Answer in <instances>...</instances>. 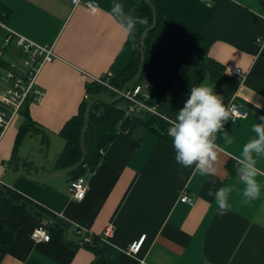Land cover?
Returning <instances> with one entry per match:
<instances>
[{
	"label": "crops",
	"instance_id": "crops-1",
	"mask_svg": "<svg viewBox=\"0 0 264 264\" xmlns=\"http://www.w3.org/2000/svg\"><path fill=\"white\" fill-rule=\"evenodd\" d=\"M93 1L94 8L85 0H0L5 24L0 48L11 29L55 53L37 76L44 95L25 106L33 124L22 126L21 107L0 138V187L31 200L23 207L0 192V220L18 228L0 264H94L96 252L82 243L85 233L77 228L100 236L109 230L101 248L104 264H264V177L260 197L251 201L236 180V157L264 116V0H167L142 80L161 115L130 111L128 103L117 136L84 172L87 189L77 200L68 168L56 165L67 143L66 124L80 112L87 80L126 68L138 44L111 14L113 4L121 3L138 17L131 0ZM197 37L204 58L190 52ZM21 57L14 35L1 57L0 89L8 62ZM205 57L224 66L216 81ZM201 83L212 86L226 105L234 101L247 111L224 125L232 143L218 134L224 151L214 176L178 164L168 136L169 119L175 120L191 87ZM257 166L264 170V158ZM222 186L233 187L225 215L208 195ZM184 192L191 201L181 200ZM57 220L67 223L63 232ZM40 223L49 240L32 238ZM142 236L140 249L131 252Z\"/></svg>",
	"mask_w": 264,
	"mask_h": 264
},
{
	"label": "trees",
	"instance_id": "trees-1",
	"mask_svg": "<svg viewBox=\"0 0 264 264\" xmlns=\"http://www.w3.org/2000/svg\"><path fill=\"white\" fill-rule=\"evenodd\" d=\"M131 4L138 11V18L146 19L147 23L144 25L137 24L135 32L132 33L138 44L128 66L121 70L117 68L111 69L113 75L108 78V81L118 89H122L128 80L136 76L141 62V46H143L145 62L141 77L137 83H142L147 61L154 50L153 38L168 9L167 0H131ZM154 14L157 16V25L155 28L145 32V29L152 24ZM0 21H4V15H0ZM1 34L2 29L0 27V36ZM202 47V40L197 37L190 47V52L204 58L202 56ZM205 60L206 68L210 71L212 80L216 81L224 70V66L209 57H205ZM0 61H2V58ZM86 95L87 97L83 100L78 115L66 124V126L69 125L66 129L67 143L56 160V165L60 169L70 168L77 164L82 158L80 137L85 132L83 144L86 148V158L82 165L69 173L71 179L83 175L87 170H92L100 161L104 150L108 147L111 140L117 136L118 122L125 115L126 106L129 103V100L125 97L118 101H111L110 99L116 97L118 92L94 79L87 80ZM29 101L30 99H27L22 106L23 109L21 108L25 116L22 124L24 127L33 124L31 118L25 111V106ZM155 120L156 118L153 119V121ZM15 157L16 153L14 152L11 160H15ZM0 192L23 207L31 202L27 196L10 186L0 187ZM55 225L62 232L67 227V223L62 220H57ZM17 230L18 228L14 224L6 220H0V262L14 240ZM83 244L95 250L96 258L94 264H104V256L102 257L101 255V248L106 246V242L102 236L93 234L91 240L83 242Z\"/></svg>",
	"mask_w": 264,
	"mask_h": 264
},
{
	"label": "clouds",
	"instance_id": "clouds-1",
	"mask_svg": "<svg viewBox=\"0 0 264 264\" xmlns=\"http://www.w3.org/2000/svg\"><path fill=\"white\" fill-rule=\"evenodd\" d=\"M111 14L127 34L134 33L137 24L147 23L146 19L126 13L121 3L113 4ZM234 115V110L225 104L224 97L216 93L212 86L204 83L192 86L183 107L168 128L176 162L185 168H193L194 173L201 176L216 175L218 155L224 151L217 143V136L223 134L225 142L232 143L224 125ZM258 119L260 122L252 125L254 137L242 146L236 157V180L243 186L242 195L247 201L260 197L262 181L259 178L264 177V170L257 166L264 158V116ZM232 191V186L209 189L208 195L214 197L219 215H225L230 210L228 201Z\"/></svg>",
	"mask_w": 264,
	"mask_h": 264
},
{
	"label": "built area",
	"instance_id": "built-area-1",
	"mask_svg": "<svg viewBox=\"0 0 264 264\" xmlns=\"http://www.w3.org/2000/svg\"><path fill=\"white\" fill-rule=\"evenodd\" d=\"M74 4L81 2L82 0H70ZM85 3L91 7H95V2L93 0H85ZM0 26H5L3 22L0 21ZM15 35L16 44L20 48L21 59L20 61L14 60L9 61L6 67V72L3 76L5 81V87L0 89V138L4 131L10 125L12 119L20 108L24 105L27 99L39 100L44 95V90L37 87L36 81L37 76L42 68V66L55 58V53L50 45L40 44L31 40L30 38L23 36L21 34L15 33L13 30L9 29L8 35L3 39L2 47L0 48V58L3 55L4 48L11 40V37ZM231 72L241 75V70L233 64L228 65ZM113 75L112 70H108L106 73L92 77V79L112 88L118 94L121 89L112 86L108 78ZM87 97V96H86ZM123 97L129 100L130 106L129 110H142L150 112L153 115H161L155 102H151L149 92L144 88L142 83H134L130 85L124 92ZM228 106H230L235 115L233 119L242 118L247 114V111L239 106L238 103L231 101ZM169 119V118H168ZM172 122L174 120L169 119ZM69 189L75 199L81 200L87 189V182L84 175H79L70 180ZM183 201H191L192 198L187 192H184L181 196ZM77 232L85 233L83 242L91 240L93 235L92 232L84 228H77ZM106 234L102 236L105 240ZM51 237L49 230L45 224L40 223L32 232V238L35 241L39 240H49ZM144 236L139 240L134 241L129 250L131 252H137L140 249Z\"/></svg>",
	"mask_w": 264,
	"mask_h": 264
},
{
	"label": "water",
	"instance_id": "water-1",
	"mask_svg": "<svg viewBox=\"0 0 264 264\" xmlns=\"http://www.w3.org/2000/svg\"><path fill=\"white\" fill-rule=\"evenodd\" d=\"M156 25H157V16L154 14L152 24L147 29H145V32H147L149 29L155 28ZM144 62H145V58H144L143 46H141V62H140L139 70H138L136 76L133 77V78H131L130 80H128L125 83V85L122 87L121 92L116 97L110 99L111 101H118V100L122 99L123 98V92L130 85L136 83L140 79L141 74H142V70H143V67H144ZM84 133L85 132H83L82 135H81V137H80V146H81V150H82V158H81V160L77 164H75L74 166L68 168L65 171L66 173H70L71 171L75 170L80 165H82L84 163V161H85V158H86V148L84 147V144H83ZM2 179H3V177L1 178V180Z\"/></svg>",
	"mask_w": 264,
	"mask_h": 264
}]
</instances>
